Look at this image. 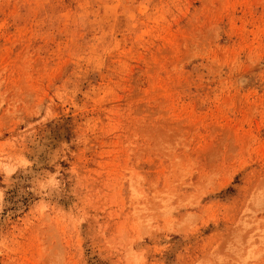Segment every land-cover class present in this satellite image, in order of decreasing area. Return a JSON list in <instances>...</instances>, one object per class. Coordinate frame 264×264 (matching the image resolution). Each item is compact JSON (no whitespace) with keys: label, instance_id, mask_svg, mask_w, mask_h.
<instances>
[{"label":"rangeland","instance_id":"1","mask_svg":"<svg viewBox=\"0 0 264 264\" xmlns=\"http://www.w3.org/2000/svg\"><path fill=\"white\" fill-rule=\"evenodd\" d=\"M0 264H264V0H0Z\"/></svg>","mask_w":264,"mask_h":264}]
</instances>
